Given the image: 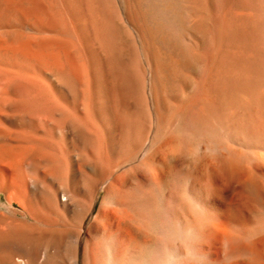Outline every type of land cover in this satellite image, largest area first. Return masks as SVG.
Instances as JSON below:
<instances>
[{
    "label": "bare ground",
    "instance_id": "6f19581e",
    "mask_svg": "<svg viewBox=\"0 0 264 264\" xmlns=\"http://www.w3.org/2000/svg\"><path fill=\"white\" fill-rule=\"evenodd\" d=\"M182 1L174 91L153 0H0V264H155L153 233L187 235L191 149L202 263L264 264V0Z\"/></svg>",
    "mask_w": 264,
    "mask_h": 264
},
{
    "label": "rangeland",
    "instance_id": "374dc122",
    "mask_svg": "<svg viewBox=\"0 0 264 264\" xmlns=\"http://www.w3.org/2000/svg\"><path fill=\"white\" fill-rule=\"evenodd\" d=\"M182 2H183L182 0H153L152 7H153V10L155 11V16L153 14L154 13V11H153L152 17H151V19H149V23H150L149 25L153 26L152 28L151 27H149V28H150V30H153V31H151V33L153 34L152 35V37H153V45H154V48L156 49L155 50V53L157 54L156 57L158 58L159 61L162 60L159 63L167 61V63H165V65H167L166 70L168 71V73L172 74V75L170 74V76H172V77H170V79L172 81H175V82H172L170 80L172 82V83H170L171 87L175 86V89L172 88L174 91L177 89L176 85H178V84L176 82L178 81V79H180V77H182V75L184 73L186 74V71H184V69H183V67L181 65L183 63V62H181V61H183V57H182V53H181V51H182L181 45H179V43L181 44V42H183V39L185 40V38L188 37V35L190 34L189 33L190 30L188 28V24H187V21L185 19V17H186L185 16V12H184L185 11V7L182 5L183 4ZM139 6H140L141 15L144 14L143 17H147V19H148L149 15L146 12V8H144L145 5H144L143 0H139ZM142 11H143V13H142ZM143 17H142V20H143ZM147 19H146V21H147ZM114 25H120V24L118 22L114 21ZM149 25H147V26H149ZM169 28L173 29V32ZM174 33H176V35H174ZM168 35H170V37ZM173 36L176 39H174ZM165 38L167 40H165ZM160 42H161V44H160ZM166 43H168V44H166ZM159 46L160 47L162 46L161 49H160ZM174 50H176V51L174 52ZM163 57L164 58L167 57L166 60ZM167 59H169V61ZM180 70L182 72H180ZM191 150H190L191 153L189 154V152H188L189 155H187L185 157V159L183 160V174H184V177L186 179V186H187V190H188L187 191V193H188L187 194L188 195V199H187V207L188 208L187 209L188 210H187L186 216H185V219L187 218L185 220V224H186V227H187V230H188L187 231V235L182 238V236H178V234H175V235L173 234V236L170 237L169 239L168 238L163 239V238H160L161 236H158V234H155V233H153L152 234L153 236H152L150 234V231L148 232V230L146 228L144 229V227L142 225H140V223H137V221L136 222L134 221V224H136L135 226L136 227L138 226L137 228L135 226H133L134 224L131 223L133 220H130L131 222L127 220L124 223V227H127V230H129V231L131 230L130 231L131 234H132V230H133V233H135V234H133V236L135 237V240H136V244H135L136 247H140V249L137 248V252H138L139 255L142 256L144 254L143 241L147 240L149 235H151V237L153 239H155L156 242H158V243H156L157 244L156 245L157 248H155V252H154L155 253L154 254L155 255V264H166L165 258L168 259L167 262L169 264H201L202 263V260L200 258V251H199L200 249H199V246H198V243L200 244V235H199L200 234V228H198V227H200L199 226L200 222H199V210H198L197 199H196L197 198L196 195H198L199 188H200V186H198V185L200 184V181H201V164H200V159H198V155L196 154L197 152L196 151L194 152L193 149H191ZM192 152L195 153V154H193ZM195 155H197V156H195ZM172 156H174V154ZM172 156L171 155L167 156L166 158L168 160H170V162L167 163V159H165V162L167 163L166 164L167 170L170 171V177H169L171 179L170 180V187L172 188V190H174L175 189V185H176V182H175L176 178H174V176H175V171L174 170H175L176 167H174V166H176L175 163L177 162L178 157L175 155L173 157L174 159H172ZM197 161L199 162V164H198ZM169 163H171V164L169 165ZM169 167H170V170H169ZM171 169H172V171H171ZM193 178H195V179H193ZM220 179H222L221 176H220ZM134 184H135L134 182L129 181V183L126 185V189L125 190L126 191L128 190L127 192L134 191L133 190L135 188ZM196 190H198V191H196ZM160 197L158 199L162 201V196H160ZM192 198H195V200L192 199ZM102 200H103V193L101 192L100 195H99V198L96 201L97 203H95L93 208H92L91 215L89 216V218L87 219L85 225L83 226L82 238H81V244H80L81 250H82V247H83L86 235H87V230L89 231V226L92 223L93 216L103 206L102 205V202H103ZM219 208H220V211H221L220 213L224 214L225 211H223V205L220 204ZM171 211L172 210L170 209V213H171ZM117 213H119V214H117ZM117 213L115 214L116 217H117V215L120 217L121 216L120 215L121 212H117ZM173 217H174V214L171 213L170 218L173 219ZM126 223H128L127 224L128 226L126 225ZM129 225H132L135 228L133 229ZM141 226H142V228H141ZM95 227L96 226H94V228ZM139 228L143 229V232L145 234L142 233L141 229L138 231L137 229H139ZM144 230L147 231V232H145ZM114 232H116L115 228H114V225H111V224L108 225V229H107L106 233L107 234H111V233H114ZM120 233H121V239L124 240L123 244H122V248H123V250L125 249L124 250L125 251V255H126V257H128V256L131 255V252H132L131 243H130V241L128 242V238L126 236L122 235L123 232H120ZM146 233H148V236L146 235ZM142 234L145 235L146 237L143 236ZM141 236H143V237H141ZM155 236L158 237V238H156ZM179 237H181V238H179ZM139 240H141V241H139ZM161 240H162V242H161ZM128 244H129V246H128ZM164 244H168L169 247L171 248L170 256H166L165 251H163V245ZM123 246L127 247V248H124ZM129 247H130V249H129ZM127 250H128V252H127ZM222 254L223 253L220 254V260H221L220 263L223 262ZM158 259H159V261H158ZM236 261H240L241 262L242 259H239V260L236 259L235 261L231 262V264H234V262H236ZM202 264H205V263L203 262ZM207 264H209V263H207ZM226 264H229V263H226Z\"/></svg>",
    "mask_w": 264,
    "mask_h": 264
}]
</instances>
